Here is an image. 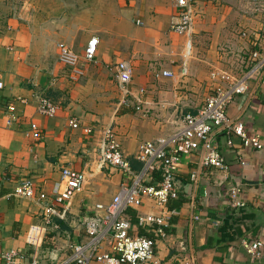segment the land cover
Segmentation results:
<instances>
[{"label":"crops","instance_id":"crops-1","mask_svg":"<svg viewBox=\"0 0 264 264\" xmlns=\"http://www.w3.org/2000/svg\"><path fill=\"white\" fill-rule=\"evenodd\" d=\"M243 2L197 1L191 38L195 55L191 49L184 75L185 38L170 31L178 14L171 0H31L28 11L22 8L0 21V250L17 249L22 264H30L33 252L38 264H60L73 244L85 241L82 220L95 204L111 200L122 175L98 168L100 133L89 141L69 120L96 128L111 123L124 157L139 171V145L170 135L185 114L197 113L218 83L210 78L213 68L238 76L250 66L253 52L264 54V6L254 11ZM249 11L258 13L250 19ZM246 25L251 36L245 42L235 33ZM92 37L98 41L94 60H81L82 74L71 81L70 69L58 60V45L82 58ZM243 47L249 53L246 61L235 52ZM123 59L132 69V97L125 102L114 78V66ZM165 70L174 77L160 76ZM257 79L234 99L227 115L237 118L247 135L258 136L263 148H244L236 136L229 145L224 133L213 134L226 172L199 166L198 151L184 154L177 174L184 200L180 207L161 208L145 197L138 210L127 214L133 226L137 215L166 220L163 237L147 232L156 240L155 257L147 264H264V247L259 259L242 247L243 241L264 243V75ZM39 97L59 107L54 116L37 112ZM10 105L17 120L7 126ZM31 123L40 140L27 134ZM64 167L84 171L87 184L69 201L62 219L52 217L57 228L45 232L38 205L10 194L25 178L50 192ZM193 172L198 173L196 186L189 179ZM237 183L243 208H233L228 200V190Z\"/></svg>","mask_w":264,"mask_h":264},{"label":"built area","instance_id":"built-area-1","mask_svg":"<svg viewBox=\"0 0 264 264\" xmlns=\"http://www.w3.org/2000/svg\"><path fill=\"white\" fill-rule=\"evenodd\" d=\"M178 14L170 25V31L185 38L181 74L187 73L186 61L191 53V38L193 34V9L198 0H171ZM254 11L264 6V0H247ZM97 39L92 37L84 48L80 58L69 46L58 45L59 62L70 69V80L75 81L81 76L79 69L81 60L92 62L95 57ZM248 69L238 76L223 70H214L210 74L213 81L218 82L197 110L195 115L185 114L181 126L165 137L141 143L135 154V160L141 164L139 171L132 170L124 157L113 125L110 123L102 128L80 126L77 120L71 119L68 124L72 129H80L83 136L91 141L98 131L100 141L98 146L97 165L99 169L109 168L120 172L122 181L117 192L106 204H95L90 215L82 220L85 241L73 244L69 255L60 264H147L155 257L156 240L135 233L136 229L151 232L154 237H163L166 220L162 215L136 216L133 226L127 215V210H138L145 197L151 198L157 206L165 208L167 202L180 195V183L177 178L182 156L199 152V165L226 172L227 166L217 146L212 143V135L224 133L227 144H231V136L240 139L244 148L260 150L263 145L258 136L246 134L243 125L233 121L227 115L229 105L238 96L245 95L249 83L256 80L264 70V54L253 52ZM160 76L173 78L174 74L165 70ZM114 78L125 102L132 97V69L128 62L121 61L114 66ZM3 89L0 72V90ZM17 102L25 103L24 99ZM140 102V100H137ZM138 109V107L136 108ZM59 107L46 97L37 98V112L40 115L52 117ZM17 120L14 105L7 107L6 125L10 126ZM34 140L42 138L39 129L33 123L27 132ZM240 164L244 163L240 160ZM198 173H191L190 182L197 181ZM150 181L149 183H146ZM87 184L84 171H76L67 167L60 170L59 179L52 184L47 192L37 185L33 178L19 181L11 191V197L34 202L41 214L42 229L57 228L52 217L62 219L68 208L69 201ZM241 184H235L228 190V200L233 208H243L245 203L241 198ZM197 219V217H194ZM244 251L252 258L262 257L264 243L261 240L243 241ZM21 254L17 249L0 250V264H22ZM36 252L30 257V264H38Z\"/></svg>","mask_w":264,"mask_h":264},{"label":"rangeland","instance_id":"rangeland-1","mask_svg":"<svg viewBox=\"0 0 264 264\" xmlns=\"http://www.w3.org/2000/svg\"><path fill=\"white\" fill-rule=\"evenodd\" d=\"M30 2H31V0H27V2H24V3L21 2V1L19 2V1H15V0H13V1L12 0H4L3 2H0V21L1 20L2 21L5 20L4 22H7V19L10 18V16L12 14H15L18 10L21 11L22 8H24L23 9L24 11H28L30 6H31ZM243 3H246L245 8L249 7V6L247 7V0H244ZM251 9L253 10L252 7H251ZM249 13H250V14H248V15H250L249 18L252 19V17L256 16L257 15L256 13H258V12L251 13L249 11ZM250 32H251V28H249L246 25L244 27H241V32L240 31H236L235 36L237 38L245 40V42H246V40H248L249 37L251 36ZM193 35H194V32H193ZM239 46L240 45H238V48H239ZM191 49H192V45H191ZM248 49H249V46H248ZM248 49H246V47H243V49H241V51H238L239 50L238 49L235 52L237 54H239V57L241 58V60L246 61L245 57L247 58L248 54H249L248 51H247ZM192 50H193V54L192 53L191 54H192V56H194L195 55L194 54V44H193V49ZM227 50L229 52V55H231L230 50L229 49H227ZM123 61H128V60L123 59ZM212 70H215V69L213 68Z\"/></svg>","mask_w":264,"mask_h":264},{"label":"trees","instance_id":"trees-1","mask_svg":"<svg viewBox=\"0 0 264 264\" xmlns=\"http://www.w3.org/2000/svg\"><path fill=\"white\" fill-rule=\"evenodd\" d=\"M184 202L183 198H181V196L179 195L178 198L176 199H171L167 202V205L166 207L169 209V210H174L175 208H178L180 207V205ZM131 212V209L130 210H127V214ZM136 221V220H135ZM149 233V232H148ZM147 232H145L144 230H140L138 232L139 235H143V236H146L148 238H151L152 239V236L150 234H148Z\"/></svg>","mask_w":264,"mask_h":264},{"label":"water","instance_id":"water-1","mask_svg":"<svg viewBox=\"0 0 264 264\" xmlns=\"http://www.w3.org/2000/svg\"><path fill=\"white\" fill-rule=\"evenodd\" d=\"M263 75H264V70L261 72V74L259 75V77H258V79H257V82L256 83H259V81L262 79V77H263ZM245 98V97H244ZM243 98V99H244ZM237 120V118H234V119H232V122L233 121H236ZM200 166V165H199ZM196 184H197V181L195 182V186H196Z\"/></svg>","mask_w":264,"mask_h":264}]
</instances>
